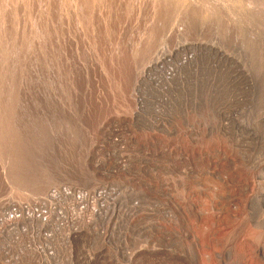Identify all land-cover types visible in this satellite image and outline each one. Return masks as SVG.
<instances>
[{"label": "rangeland", "instance_id": "1", "mask_svg": "<svg viewBox=\"0 0 264 264\" xmlns=\"http://www.w3.org/2000/svg\"><path fill=\"white\" fill-rule=\"evenodd\" d=\"M263 220L264 0H0V264H264Z\"/></svg>", "mask_w": 264, "mask_h": 264}, {"label": "bare ground", "instance_id": "2", "mask_svg": "<svg viewBox=\"0 0 264 264\" xmlns=\"http://www.w3.org/2000/svg\"><path fill=\"white\" fill-rule=\"evenodd\" d=\"M206 44V43H205ZM199 45H201V44H199ZM176 47V51L178 50V49H180L181 48V46H179V44L178 45H176L175 46ZM214 48V47H213ZM211 49V48H210ZM214 54L216 55V57L219 59V60H223V61H225V62H229L230 64L232 63L233 65H235V72H237L239 75H242L243 76V71L240 69V67L239 66H237V64H236V61L234 60V58L233 57H231L230 55H227V54H225L224 53V50L222 51L221 49H219V48H214ZM162 52V51H161ZM164 52V51H163ZM175 52V51H174ZM165 53V52H164ZM161 55V54H160ZM170 55V54H169ZM163 56V55H162ZM165 56V55H164ZM159 57V56H158ZM166 57V56H165ZM168 57V56H167ZM158 59V58H157ZM154 60V59H153ZM166 60V59H165ZM162 62V61H161ZM160 62H159V60H156L155 59V61L153 62L152 61V64H150L151 66H143V68H142V70H141V74H140V76L137 78V80L135 81L136 82V84L135 85H137L138 83H141V81H143L142 79H143V77L145 76V75H147L150 71H151V69H152V67H155L156 68V66H158V64H159ZM163 64V63H162ZM138 86H139V84H138ZM234 125V124H233ZM239 126V125H238ZM122 158H123V155H119L118 156V158H116V165H117V163L119 164L120 163V161H123L122 160ZM125 158V157H124ZM99 163V162H98ZM116 167V166H115ZM98 168V167H97ZM50 190V189H49ZM52 190H50V192H51ZM57 192V191H56ZM47 193V192H46ZM52 193V192H51ZM55 193V192H54ZM47 195H48V193H47ZM10 203V202H9ZM120 203V202H119ZM38 207V206H37ZM42 207V206H41ZM115 207V206H114ZM111 211H113V210H111ZM111 214H113V213H111ZM263 219V218H262ZM42 221V220H41ZM40 221V222H41ZM43 222H45V221H43ZM262 222H264V220L262 221ZM43 226V225H42ZM38 233V232H37ZM38 234H40V233H38ZM44 235V234H43ZM73 235V234H72ZM45 236V235H44ZM49 246V245H48ZM44 249V248H43ZM53 251V250H52ZM46 252H47V249H46ZM42 255H45V254H42ZM41 255V256H42ZM190 260L192 261V263L193 264H197V257H196V254L195 253H193L192 255H190ZM56 262V261H55ZM56 264V263H55Z\"/></svg>", "mask_w": 264, "mask_h": 264}, {"label": "built area", "instance_id": "3", "mask_svg": "<svg viewBox=\"0 0 264 264\" xmlns=\"http://www.w3.org/2000/svg\"><path fill=\"white\" fill-rule=\"evenodd\" d=\"M45 255H46V257H49V256H52V253L46 252Z\"/></svg>", "mask_w": 264, "mask_h": 264}]
</instances>
